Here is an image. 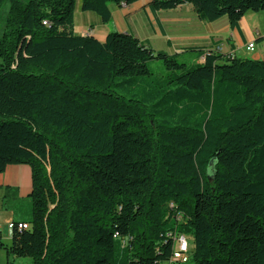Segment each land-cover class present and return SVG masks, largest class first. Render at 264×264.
<instances>
[{
	"label": "trees",
	"instance_id": "trees-1",
	"mask_svg": "<svg viewBox=\"0 0 264 264\" xmlns=\"http://www.w3.org/2000/svg\"><path fill=\"white\" fill-rule=\"evenodd\" d=\"M140 1L0 0V175L32 171L28 204L10 187L2 201L9 264H165L187 234L188 263L264 264V60L192 50L204 62L182 63L130 33L74 32L77 4L108 23L111 4ZM183 5L232 28L264 12V0L149 3Z\"/></svg>",
	"mask_w": 264,
	"mask_h": 264
},
{
	"label": "crops",
	"instance_id": "crops-1",
	"mask_svg": "<svg viewBox=\"0 0 264 264\" xmlns=\"http://www.w3.org/2000/svg\"><path fill=\"white\" fill-rule=\"evenodd\" d=\"M150 0L131 6L111 4V19L104 23L95 13L85 12L77 4L74 12V32L83 37H93L104 43L110 33H130L156 49L149 37L163 41V48L156 49L169 55L188 57V62L203 63V53L217 51L226 56L255 61L264 60V12L247 13L240 23L232 28L227 18L213 23L201 21L191 5H183L174 11L153 12ZM254 43L255 51H248ZM17 190L20 200L28 199L32 191V171L27 165L9 166L0 175V238L9 246L12 242L13 213L2 207L6 189ZM0 264H9L7 253L0 250Z\"/></svg>",
	"mask_w": 264,
	"mask_h": 264
},
{
	"label": "rangeland",
	"instance_id": "rangeland-1",
	"mask_svg": "<svg viewBox=\"0 0 264 264\" xmlns=\"http://www.w3.org/2000/svg\"><path fill=\"white\" fill-rule=\"evenodd\" d=\"M8 12H9V3H6L5 6L2 9V17H3V23L0 26V39L2 38L4 32H5V26H6V18L8 17ZM149 39H151V43L152 45L156 48V49H160L161 47L163 48V41L162 40H156L153 36L149 37ZM154 49V48H153ZM154 49L156 52H159L158 50ZM189 56L182 58L180 56H178V60L179 62H188L189 60ZM149 68L150 70L155 74V75H163L165 73V69L164 66L162 64L161 61L158 60H154L151 61L149 64ZM213 170L212 168H210V173H212ZM22 202H24L23 204L26 206V204H28L27 199L22 200ZM186 238L190 244V258L192 259L193 257V251H194V244H193V236L191 234H187ZM14 264H32V261L30 259H15L14 260ZM185 264H192V262L190 263H185Z\"/></svg>",
	"mask_w": 264,
	"mask_h": 264
},
{
	"label": "built area",
	"instance_id": "built-area-1",
	"mask_svg": "<svg viewBox=\"0 0 264 264\" xmlns=\"http://www.w3.org/2000/svg\"><path fill=\"white\" fill-rule=\"evenodd\" d=\"M248 51L253 52L255 51V44L251 43L248 46ZM218 51H221V49H218ZM10 228H13V224H10ZM20 229H27L28 226L24 224L19 225ZM176 241V249L173 254V257L170 259L169 262L165 264H185L188 263L190 260V244L185 236H180L179 238H175Z\"/></svg>",
	"mask_w": 264,
	"mask_h": 264
}]
</instances>
